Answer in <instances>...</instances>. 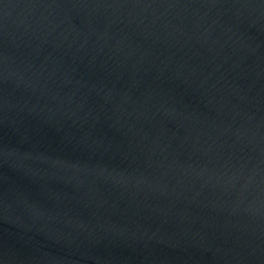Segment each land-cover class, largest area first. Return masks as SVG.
<instances>
[{"label": "water", "instance_id": "1", "mask_svg": "<svg viewBox=\"0 0 264 264\" xmlns=\"http://www.w3.org/2000/svg\"><path fill=\"white\" fill-rule=\"evenodd\" d=\"M0 264H264V0H0Z\"/></svg>", "mask_w": 264, "mask_h": 264}]
</instances>
